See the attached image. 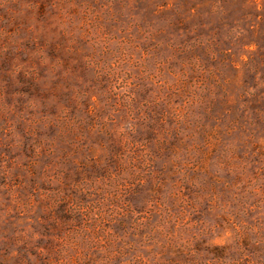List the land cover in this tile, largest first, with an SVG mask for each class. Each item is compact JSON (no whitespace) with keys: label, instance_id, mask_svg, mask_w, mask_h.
<instances>
[{"label":"rangeland","instance_id":"obj_1","mask_svg":"<svg viewBox=\"0 0 264 264\" xmlns=\"http://www.w3.org/2000/svg\"><path fill=\"white\" fill-rule=\"evenodd\" d=\"M0 264H264V0H0Z\"/></svg>","mask_w":264,"mask_h":264}]
</instances>
